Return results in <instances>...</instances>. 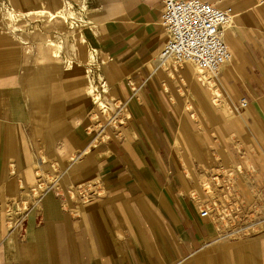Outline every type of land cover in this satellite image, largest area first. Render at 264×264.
<instances>
[{"label":"crops","instance_id":"1","mask_svg":"<svg viewBox=\"0 0 264 264\" xmlns=\"http://www.w3.org/2000/svg\"><path fill=\"white\" fill-rule=\"evenodd\" d=\"M203 1L234 12L224 35L233 57L217 74L174 58L161 60L169 39L161 23L164 0H102L91 19L94 32L85 53L71 39L81 33H56L62 55L74 65L69 70L54 63L57 42L51 30L40 32L39 20L13 24L7 16L45 8L53 13L56 0H0V75L4 68L5 73L15 71L21 55L28 60L27 54H41L32 72L21 61L26 87L11 91L27 113H34L38 156L56 155L44 135L48 127L62 133L70 126L73 149L81 150L73 157L78 162H70L61 175L50 164L52 177L46 175L44 184L31 169L25 174L29 181L13 178V171L23 174L25 169L19 158L22 127L13 119L11 99L0 97V264H184L214 246L218 234L193 197L202 194L186 187L192 174L185 149L200 144L193 133L184 132L195 122L191 108L199 112L202 107L208 123L217 112L223 131L210 129L206 153L214 154L217 146L228 155L253 154V170L264 180V0ZM32 25L37 26L34 31ZM82 33L84 42L88 33ZM96 49L106 60L108 82L121 102L119 106L109 97V109L118 107L113 118L94 97L93 91L99 92L95 78L88 74L83 87L76 82L83 59L93 63ZM71 91L82 93V102L93 108L90 119L111 122L107 146H93L90 134L76 133L81 118H65L63 95ZM219 93L221 104L216 103ZM242 99L248 101L246 108ZM218 251L223 252L213 255ZM231 251L217 246L205 258L209 264H226L248 252L249 260L239 259L238 264H254L252 250Z\"/></svg>","mask_w":264,"mask_h":264},{"label":"rangeland","instance_id":"2","mask_svg":"<svg viewBox=\"0 0 264 264\" xmlns=\"http://www.w3.org/2000/svg\"><path fill=\"white\" fill-rule=\"evenodd\" d=\"M101 1L102 0H70L69 2L70 5L68 7L69 9H73L75 14L67 21L65 26L66 31H68L69 35L77 34V32L81 30H83V32L87 31L88 33L84 42L81 41V37L75 35L71 37L81 49L82 53H85L84 49L90 44L89 38L92 37L94 32L91 19H93L95 9L99 6ZM84 5L86 7V12L83 16V20L80 21L79 16L82 14L81 10ZM56 6L57 0L56 3H54L52 11L56 10ZM38 7L40 6L35 8ZM38 24L40 32L46 31V33H48L47 30H51L52 34L55 36V41L58 42L59 37L56 36L55 32L56 29L63 24L61 19L54 22V24L50 23L47 25L46 18H44L39 20ZM36 28L37 26L32 25V31ZM66 38L67 37L64 36L62 40L64 41ZM96 50L97 55L93 63L86 64L85 62L88 59H83V65H81L82 72L80 78L76 82L83 87L87 80L86 76L89 77L88 74L92 76V79L95 78L94 85L99 92L93 91L94 97L98 98V102L105 105L107 117L113 118L118 107L116 110H110L111 106L108 107V102L110 101L109 97H113V100L118 102L119 106L121 102L114 87L108 82L109 76L107 73L108 69L106 60L101 52L98 49ZM27 55L29 57L28 60H26L27 56L25 57V55L19 57V64L16 65L17 68H14L15 71L13 70L11 73H5L7 70L4 68L3 73L0 75V97L11 99L15 109V116H13V119L20 123L22 127L21 135L19 134V136H17L20 144L19 158L22 160L25 169L22 171L23 174L21 173L22 176L20 173L13 171V178L22 177L23 182L29 181L25 174L31 169L36 174L35 177H37L38 182L44 184L45 178H47L46 175H51L50 164H52L55 174L57 176L61 175L70 162H78V157L75 160H73V157L76 158L81 150L73 149L74 145L71 144V137L75 134V131L72 130L70 126H68L67 129H64V132L62 133L53 132L50 127H48L44 135L48 136L47 142L49 148L51 147L52 142L56 155L52 156L49 153L47 155H42L41 157L38 156L40 150L36 146V124L33 122V119L35 118L33 115L34 113H27V109L23 108L16 92H11L26 87L23 82L26 75L23 77L24 71L23 69L20 70L22 66L20 64L21 61H26L28 63L27 69L32 68L28 72H32L37 66L34 60L36 61L41 56L40 53ZM83 68L85 70L88 69L89 73L83 70ZM97 72L101 74V79L96 78ZM78 92L79 91H71L66 92V94L63 95V103L68 105L65 110V118L69 117V115H72L73 120H79L81 118V121H83L81 123L82 126H79V128L77 127L76 133L79 136L86 133L90 134L89 137L91 141L95 143L93 146H98L101 143H103L104 147L107 146L112 142L110 131L114 127L111 125V122L106 123L100 119L96 121L90 119L94 118L90 112L93 108L90 107L89 103L82 102L83 94ZM219 94L221 96L216 98L217 104H221V102L224 101L222 94ZM100 96H102L103 99H106V101H102ZM191 110H193V119L195 122L189 124V128L185 129L184 133H193L196 138H198L196 140L200 145L198 146L195 143L187 146L185 149L187 150V153H185L186 155L184 156L188 159L189 171H191L192 174L189 179L187 177L186 187L190 192L191 187H194V189L196 188L197 190L199 189L202 195L199 194V199L195 195L193 197L200 203V209L208 212L207 217L212 222L216 233L218 234V240L213 247L208 248L201 255L184 264H209L208 257L207 259L205 257L209 253V249L211 250L217 246L224 247L225 249L226 247H231V252H233V254H240L242 251L245 252L247 249H250L253 251H251V254L254 258V264H264V186L262 185L264 180H260V175L257 176L255 170H253L257 158L253 154H224L221 151V148H217V146H214V154H207L206 146L208 140L206 139V136L210 133V129L214 133H222V117L215 112V115H212L211 117L213 122L208 123L210 119L209 117H206V114H202V111L204 110L202 107L198 109L199 112H197L196 108H191ZM236 113L239 114L238 111H236ZM47 120H49V118H47ZM98 123L99 125L96 127ZM118 123L119 122H116V127H118ZM102 128V132L104 133H102L101 136H96V134H98L97 132ZM106 135L107 137H105ZM26 141L27 145L25 143ZM233 142L236 147H239L237 140H233ZM210 149L212 148L210 147ZM31 156L35 157L33 162L30 160ZM178 157L180 162H182L180 155H178ZM185 172L186 171L184 170V173ZM188 173L190 172H187V174ZM263 177L264 169L262 170V178ZM26 188L27 187H24V189ZM219 252L223 251H218L213 255L218 256ZM247 254L248 252L244 254V257H240L239 259L242 260L244 258L246 261L248 259ZM239 259L230 258L228 262L224 263L238 264L239 261L241 262ZM221 263L223 264V261Z\"/></svg>","mask_w":264,"mask_h":264},{"label":"built area","instance_id":"3","mask_svg":"<svg viewBox=\"0 0 264 264\" xmlns=\"http://www.w3.org/2000/svg\"><path fill=\"white\" fill-rule=\"evenodd\" d=\"M233 18L231 8L220 9L203 0H164L161 23L169 39L160 52L161 60L174 58L202 71L219 72L232 60L224 35ZM247 106L248 101L242 99L241 107Z\"/></svg>","mask_w":264,"mask_h":264},{"label":"bare ground","instance_id":"4","mask_svg":"<svg viewBox=\"0 0 264 264\" xmlns=\"http://www.w3.org/2000/svg\"><path fill=\"white\" fill-rule=\"evenodd\" d=\"M60 2V6H58L56 8V11L55 12H48L47 9L45 8L44 10L42 11H32V12H19V13H16V12H13V11H10L7 13V16H8V19L13 23L15 24L16 20H23L24 22H31V21H37V20H40V19H43V18H47L49 21H53V22H56V21H59L60 19L63 21V24L61 27H59L57 29V35L58 36H62V35H66L67 34V31L65 29V26L67 24V21L69 20V18H71V16H73L75 13L73 11V9H69L68 6L70 5V0H58ZM57 2V3H59ZM43 3V2H42ZM82 11V14L79 16L80 18V21L83 20V16L86 12V7L85 5L83 6V9L81 10ZM87 16V15H86ZM22 18V19H20ZM26 18L30 19V20H27ZM82 18V19H81ZM86 19V18H85ZM11 23V24H12ZM84 23V22H83ZM14 26V25H13ZM13 29H15V27H13ZM83 30L77 32V33H81V37H82V33ZM71 33V32H70ZM44 34V33H43ZM55 37V36H54ZM30 39V38H29ZM67 39V38H66ZM65 39V42L67 41ZM83 39V38H81ZM56 40V39H55ZM54 48H53V56L55 58V62L56 63V66L58 65L60 68L64 69V70H69V69H72L74 67L72 61H70L69 59H67L66 57H64L62 54V50H63V45L62 43H59V40L57 43L53 44ZM45 47V46H44ZM66 50V49H65ZM75 52V51H74ZM68 55V54H67ZM233 57V56H232ZM69 58V57H68ZM192 64V63H191ZM38 69V68H37ZM199 71L201 72H204L200 69H198ZM205 72H209V71H205ZM212 74H217V73H214V72H210Z\"/></svg>","mask_w":264,"mask_h":264}]
</instances>
